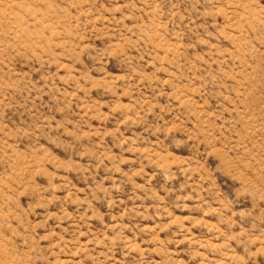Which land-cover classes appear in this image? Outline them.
Instances as JSON below:
<instances>
[{
  "label": "rangeland",
  "instance_id": "rangeland-1",
  "mask_svg": "<svg viewBox=\"0 0 264 264\" xmlns=\"http://www.w3.org/2000/svg\"><path fill=\"white\" fill-rule=\"evenodd\" d=\"M0 264H264V0H0Z\"/></svg>",
  "mask_w": 264,
  "mask_h": 264
}]
</instances>
